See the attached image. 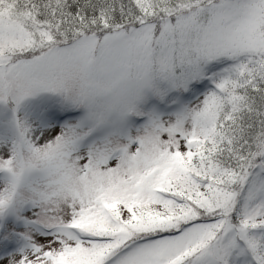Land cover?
<instances>
[{"label": "snow or ice", "instance_id": "obj_1", "mask_svg": "<svg viewBox=\"0 0 264 264\" xmlns=\"http://www.w3.org/2000/svg\"><path fill=\"white\" fill-rule=\"evenodd\" d=\"M0 264H264V0H0Z\"/></svg>", "mask_w": 264, "mask_h": 264}]
</instances>
